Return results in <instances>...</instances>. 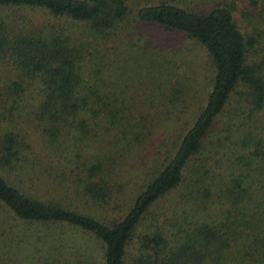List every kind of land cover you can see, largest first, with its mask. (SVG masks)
<instances>
[{
    "label": "trees",
    "instance_id": "obj_1",
    "mask_svg": "<svg viewBox=\"0 0 264 264\" xmlns=\"http://www.w3.org/2000/svg\"><path fill=\"white\" fill-rule=\"evenodd\" d=\"M2 6L44 14L17 32L0 20V51L17 68L7 92L0 90L10 99L0 109L4 264H85L89 255L79 258L61 236L67 230L99 240L101 264H126L138 221L182 184L185 210L171 223L173 239L160 230L142 234L139 264H264V52L253 57L258 39L240 29L232 2L205 10L169 0ZM144 27L183 34L210 58L209 88L186 126L192 97L185 102L179 85L164 88L169 80L149 56ZM125 40L143 57V74L131 66L135 57L129 68L119 65ZM26 78L37 81L40 98L20 120L13 104ZM128 80L140 83L132 89ZM38 225L56 226L59 245ZM25 249L30 256L11 258Z\"/></svg>",
    "mask_w": 264,
    "mask_h": 264
},
{
    "label": "rangeland",
    "instance_id": "obj_2",
    "mask_svg": "<svg viewBox=\"0 0 264 264\" xmlns=\"http://www.w3.org/2000/svg\"><path fill=\"white\" fill-rule=\"evenodd\" d=\"M177 3L182 7H190L196 10H205L212 3L222 0H169ZM233 3L232 14L238 26L244 33H251L258 41L254 45L253 57H259L264 51V8L262 0H257L255 4L249 0H226ZM44 14L31 9L29 7L21 6H2L0 7V20L3 21L8 28L17 32L29 29L43 20ZM20 29V30H19ZM142 38L146 39L145 45L149 47V56L160 65L162 77L169 81L163 82L164 88L179 85L180 88H185V102L189 101L190 97L194 102L192 108L185 110V126L190 123L195 111L203 103L204 94L210 85V78L212 76V65L209 56L204 48L194 42L192 39L185 37L180 33L163 32L155 28H143L140 31ZM258 36H257V35ZM133 38H137L133 35ZM119 44L120 53L118 63L128 66L130 57L137 59L133 60L131 66L141 74L144 69L140 66L142 59L134 47L129 42L122 41ZM136 54V56L134 55ZM122 69V68H120ZM17 68L13 62L12 56L7 51H0V90H6V86L11 84L13 79H16ZM123 77H126L124 74ZM128 86L137 88L138 83H130L126 81ZM24 90L21 93L15 94L16 101L14 102V110L21 114L20 120H25L27 116H32L31 110L40 98V91L38 83L32 79H25L23 81ZM130 88V89H131ZM132 88V89H133ZM141 88H139L140 90ZM10 102L9 96L3 95L0 99V109L3 104ZM21 124H25L22 123ZM23 126V125H22ZM33 135L32 133H30ZM128 164V162H125ZM125 166V165H124ZM127 166V165H126ZM185 190V185L171 190L165 195L161 196L143 217L136 224L134 231L125 245V261L126 264H139L137 259L144 254V249L140 243V236L145 233H151L155 230H160L164 237L172 240L175 234V227L171 223L179 220L180 212L185 210L184 198L181 192ZM185 192V191H184ZM185 213V212H184ZM39 226V225H38ZM43 225L39 226L40 233L52 238L56 244L59 242L54 238L58 236V228L50 225L45 229ZM63 232H61L62 234ZM76 232H65L61 236L70 237V243H74V251H80V257L87 256L85 264H101L102 261V245L99 240L92 239L88 236H79ZM1 239V234H0ZM1 245V243H0ZM79 245V247H78ZM0 247V264H4V259L7 257L5 249ZM85 248V249H84ZM5 250V251H4ZM29 251L20 250V252L11 253V258L18 256H30ZM64 258L67 260L73 257V251L70 248H61ZM21 263V262H20ZM12 264H17L12 262ZM69 264H73L70 262Z\"/></svg>",
    "mask_w": 264,
    "mask_h": 264
}]
</instances>
